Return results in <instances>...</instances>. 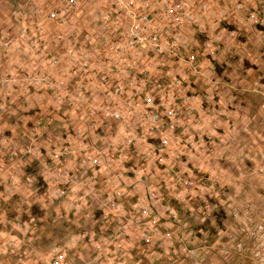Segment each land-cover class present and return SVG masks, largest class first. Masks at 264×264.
Wrapping results in <instances>:
<instances>
[{
	"label": "rangeland",
	"instance_id": "rangeland-1",
	"mask_svg": "<svg viewBox=\"0 0 264 264\" xmlns=\"http://www.w3.org/2000/svg\"><path fill=\"white\" fill-rule=\"evenodd\" d=\"M11 1L12 15L37 14L25 8L23 1L30 0ZM187 1L195 22L190 50L180 61L185 69L175 71L165 63L144 75L153 87L180 80L186 111L158 124L126 119L118 127V122L103 120L107 127H95L89 119L91 140L102 143L104 151L82 157L102 161L100 173L96 164L91 168L92 186L109 181L114 190L103 203L110 210L118 206L122 216L115 215L113 224L100 210L82 217L78 206L85 202L77 199L72 201L74 215L66 208H33L23 217L29 224L25 239L88 242L93 257L102 254L109 264L117 256L122 264H264V0ZM87 6L94 16L98 5ZM84 10L71 11L60 0L44 16L57 12L65 22L53 23L67 29L74 14L82 16ZM88 29L93 32L95 24ZM61 36L56 41L61 54L72 44L83 48L80 38ZM90 47L98 52L94 44ZM94 59L95 65L101 62L97 53ZM50 64L55 68L57 59ZM95 72L87 75L93 82L87 100L92 112L106 106L98 100ZM53 83L46 82L50 97L73 92L71 108L78 107L79 95L68 82L55 88ZM163 108L140 99L124 111L161 113ZM61 151L67 154V148ZM24 183L30 185V179ZM64 242L42 254L63 250Z\"/></svg>",
	"mask_w": 264,
	"mask_h": 264
},
{
	"label": "crops",
	"instance_id": "crops-1",
	"mask_svg": "<svg viewBox=\"0 0 264 264\" xmlns=\"http://www.w3.org/2000/svg\"><path fill=\"white\" fill-rule=\"evenodd\" d=\"M30 1L23 3L36 10L34 16L12 15L15 4L0 0V264H52V256L43 255V250L63 243L64 238L49 244L25 239L29 224L23 217L33 208H66L74 215L72 201L77 199L85 202L78 206L82 217L100 210L113 224L115 215L122 216V210L115 212L103 203L114 190L109 181L92 186L91 168L96 164L100 173L102 161L82 157L88 151H104L102 143L91 140L95 135L89 125L92 109L87 100L93 95V82L90 76L67 79L73 65L58 51L56 42L61 35L74 39L88 35L87 26L100 7H95L93 16L91 6L84 4L83 15L74 14L66 29L44 16L60 0ZM52 58L57 59L55 68L50 64ZM169 65L175 71L185 69L183 63ZM52 80L56 82L53 88L65 81L70 88L83 91V98H77L78 107L71 108L73 92L61 99L53 91L48 95L51 87L46 82ZM64 147L67 154L61 155ZM26 179L31 182L28 186ZM69 250L64 252L69 256L67 264H104L102 256L93 257L88 242L75 243Z\"/></svg>",
	"mask_w": 264,
	"mask_h": 264
},
{
	"label": "built area",
	"instance_id": "built-area-1",
	"mask_svg": "<svg viewBox=\"0 0 264 264\" xmlns=\"http://www.w3.org/2000/svg\"><path fill=\"white\" fill-rule=\"evenodd\" d=\"M65 3L69 10L76 12L88 3L100 7L97 15L92 17L91 23L95 24V30L80 38L83 48L91 49L90 45L94 44L98 52L83 48L82 52H78L72 44L67 46L64 53L73 65L68 71V80H78L96 71L94 77L97 79L98 100L106 106L92 112L90 119L95 127L102 124L107 127L108 122L103 120L118 122V127L126 119L147 118L151 123L158 124L167 116L186 111L188 102L180 80L174 78L170 83H159L153 87L144 75L165 63L163 66L168 65V62L180 63L186 57L195 22L191 15V3L187 0H85L84 3L80 0H65ZM48 19L60 24L65 22L63 16L59 17L55 11L50 13ZM91 39L98 42H91ZM96 53L101 60L97 65L93 62ZM75 88L78 98H83V91L79 87ZM140 99L147 105H164L163 111L145 114L124 111L130 110ZM94 120L98 123H94ZM126 142L129 143V139ZM118 209L115 204L112 206L113 211L119 212ZM73 244L75 241L70 239L61 245L63 250L52 249L49 252L52 264H67L64 252ZM97 256L101 257L102 254ZM106 262L104 264H109V261ZM122 263L117 256L110 264Z\"/></svg>",
	"mask_w": 264,
	"mask_h": 264
}]
</instances>
